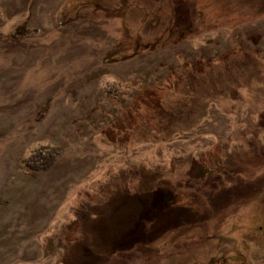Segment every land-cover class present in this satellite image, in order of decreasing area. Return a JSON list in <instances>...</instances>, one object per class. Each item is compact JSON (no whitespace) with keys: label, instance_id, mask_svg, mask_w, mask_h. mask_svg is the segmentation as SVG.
Returning a JSON list of instances; mask_svg holds the SVG:
<instances>
[{"label":"rangeland","instance_id":"rangeland-1","mask_svg":"<svg viewBox=\"0 0 264 264\" xmlns=\"http://www.w3.org/2000/svg\"><path fill=\"white\" fill-rule=\"evenodd\" d=\"M0 264H264V0H0Z\"/></svg>","mask_w":264,"mask_h":264},{"label":"trees","instance_id":"trees-1","mask_svg":"<svg viewBox=\"0 0 264 264\" xmlns=\"http://www.w3.org/2000/svg\"><path fill=\"white\" fill-rule=\"evenodd\" d=\"M40 159V158H39ZM44 159V164L42 165H38L37 167H39V168H33L35 171H42V170H44V169H47L48 167H49V165H50V163H52V161H53V159H54V154H50V155H48V156H46V158H43ZM47 162H49V163H47ZM33 167V166H32ZM150 210L151 209H149V212H147L148 213V215H147V217L149 218V220H151V216H152V214H149V213H152V212H150ZM146 213V214H147ZM154 213H155V209H154ZM141 217H142V215H141ZM159 217V216H158ZM158 217H155V218H153L155 221H153V222H151V223H154V222H157V219H158ZM159 220V219H158ZM143 234H141L142 236H146V238L147 239H149L150 237H151V235H152V233H153V230L152 231H147V233L145 234L144 232H142ZM131 241V240H130ZM123 245H126V244H123Z\"/></svg>","mask_w":264,"mask_h":264}]
</instances>
